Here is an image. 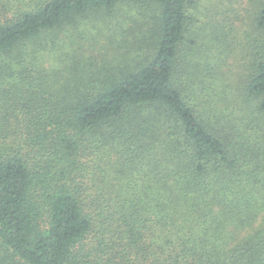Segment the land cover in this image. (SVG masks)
Here are the masks:
<instances>
[{
	"label": "trees",
	"instance_id": "16d2710c",
	"mask_svg": "<svg viewBox=\"0 0 264 264\" xmlns=\"http://www.w3.org/2000/svg\"><path fill=\"white\" fill-rule=\"evenodd\" d=\"M248 3L236 52L240 14L195 0H0V264H264ZM91 15L123 22L97 55L65 34Z\"/></svg>",
	"mask_w": 264,
	"mask_h": 264
},
{
	"label": "rangeland",
	"instance_id": "374dc122",
	"mask_svg": "<svg viewBox=\"0 0 264 264\" xmlns=\"http://www.w3.org/2000/svg\"><path fill=\"white\" fill-rule=\"evenodd\" d=\"M197 4H195L191 10L194 14L201 17L203 20H209L211 17H219L223 13L224 10L238 12L240 15L236 17L235 15H232L233 19L236 21V26H238V29H236V33L234 35V39H230V46L232 48H236V52L239 51L237 48L242 44L241 36L243 35V32L245 29H248L247 27V20L250 15L251 7H247L248 0H195ZM216 5L217 8H219L222 12L218 13H210V11L202 12L206 8L211 9ZM247 8L249 12L247 11ZM227 11V12H228ZM224 14V13H223ZM122 20L120 16L118 17L115 15L113 18L108 16H94L91 15L87 17L86 19L80 21L78 24V29L74 30H67L65 31V34L70 36V40H74V34L78 35L77 41L80 43V48L83 50V52L86 55L94 54L97 55L99 53L98 50H104V44L106 43V38L108 37H115L118 38L119 32L122 30ZM194 27V26H193ZM78 33V34H77ZM192 36L194 35L193 32H190ZM81 37V38H80ZM124 43V41H122ZM118 46H120L122 49H126V46H122V44L119 42ZM73 47L72 43H68L67 50ZM115 55V54H114ZM111 56V54H110ZM122 57V56H121ZM120 56L115 55V59L111 57V60L119 62ZM232 59H229V62L231 63ZM41 62L49 65V64H55V53H46L42 58ZM228 66V65H227ZM231 68H235V58L232 61V64L229 65Z\"/></svg>",
	"mask_w": 264,
	"mask_h": 264
}]
</instances>
